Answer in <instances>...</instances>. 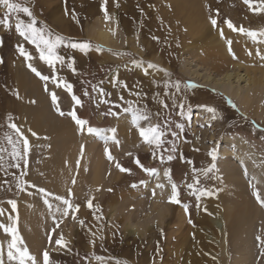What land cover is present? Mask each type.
I'll use <instances>...</instances> for the list:
<instances>
[{
  "label": "rangeland",
  "instance_id": "374dc122",
  "mask_svg": "<svg viewBox=\"0 0 264 264\" xmlns=\"http://www.w3.org/2000/svg\"><path fill=\"white\" fill-rule=\"evenodd\" d=\"M174 1L107 0L106 8L112 19L106 22L101 10L104 0H14L30 7L37 27H44L53 36L64 38L57 52L65 62L56 65L57 76L73 86L72 94L80 99L81 105H76L65 88L56 87L51 80L48 92H45L44 82L29 70L17 52V45L23 44L25 50L32 54L34 59L29 62L43 75L51 76L52 70L40 61L35 47L15 32V17L11 20L10 30L0 25V40L3 41L0 45V58L3 59L0 63V148H7L10 152L11 146L5 137L10 135L16 139L8 127L9 123H15L30 144L27 169L23 168L22 162L21 168L8 167L13 163L10 155L8 152L0 153L4 156V167L0 168V210L4 215L0 216V223H11L9 216L15 218L18 213L23 247L29 250L37 264H43L44 251L49 252L51 264H228L235 237L226 233L225 228L230 221L226 219L225 209L230 208L237 213L242 211L249 216L254 205L243 202L248 197L264 213V208L253 196V191L258 190L264 197V173L254 165L247 169L241 161L232 158L233 154L240 153V147L237 146L236 150L234 144L244 142L258 155L264 169V118L259 120L249 116L222 93L198 80H191L183 73L181 55L186 53L184 58L188 59L191 57L189 52L194 49L202 55L204 42L192 33L187 13L177 11ZM204 6L211 28L209 15L217 20L213 29L218 32L226 52L230 53L227 41H231L233 53L235 46L241 43L243 50L252 52L254 57L250 64H243L264 70V60L255 55L257 49L264 53V44H254L251 38L229 29L226 23L230 21L236 28L246 30H264V12H254L244 0H205ZM0 18H3V10H0ZM21 18L28 20L23 14ZM98 20L106 28L119 27L125 43L118 48H108L92 38L91 30L98 25ZM70 42H87L91 48L84 54L68 47ZM72 58L75 73L67 66ZM133 61L142 62V66H136ZM149 63L165 69L169 75L155 69H149V75H145L144 69ZM176 82L181 84L179 92L171 86ZM189 83L196 87L189 88ZM101 89L103 95L100 94ZM51 92L57 95L64 116H60L52 106ZM14 93H18L20 98L17 99ZM33 100L36 103H31ZM162 101L168 105L167 108L162 106ZM128 102L147 111L152 123L163 126L170 122L164 143L155 152L141 143L132 126L131 115L123 111ZM181 103L184 105L183 115L176 107ZM208 108L215 109V113L209 112ZM109 109L119 115L108 114ZM261 109L264 114V100ZM73 110L78 118L87 121L84 134L78 132L76 124L67 115ZM9 115L12 116L11 121L8 120ZM177 124L183 125L182 132ZM88 126L104 130L115 128L119 147L111 142L105 145L103 137L87 134ZM32 132L37 135L33 136ZM172 133L179 135L173 136ZM227 139L235 143L227 145ZM106 146L114 157L113 162L105 155ZM213 149L216 151V167L212 173L204 175L201 170L213 163L208 155ZM226 150H230L227 159H222L221 155ZM169 155L174 157L170 162L167 159ZM137 159L144 168L156 169L159 176L147 175L136 164ZM99 161H103L102 166H98ZM224 161L238 166L239 177L246 187L236 188L231 173L225 170ZM47 162L53 163L56 169L54 176H49L46 167L42 166ZM116 162L130 169V173L120 172L115 167ZM165 169L171 170L172 181L178 186L180 204L168 202L171 185L164 177ZM24 171L27 174L23 180L27 183L21 185L24 190L20 191L17 177ZM197 177L200 183L189 189L187 185L194 184ZM157 183L165 185L163 191L156 188ZM199 188L210 190L214 195L201 196L197 200L199 193L196 189ZM40 189L50 195L45 197ZM69 189L71 197L68 196ZM230 193L237 196L236 199L228 200ZM167 194L165 200L164 195ZM56 196L70 199L74 206L79 205L78 211L67 217L55 212L57 206L64 207L54 199ZM32 197L37 200H33L31 207L44 216L41 222L40 217L37 218L41 226L37 245L25 236L26 221L22 217ZM156 198L167 205L169 211L163 217L150 219L147 226L143 225L145 210ZM44 199L52 203V210L45 205ZM89 199L93 202L91 209L87 206ZM10 200L17 203L16 213L8 204ZM96 206H99L98 211ZM73 214L75 219H72ZM80 221L84 222L83 225ZM57 222L59 227H56ZM256 224L253 254L244 253L241 264H264L255 239L257 235L264 237V219ZM61 235L68 242L63 249L55 245V240ZM9 240L0 230L4 264H15L7 260ZM92 240H95L94 246Z\"/></svg>",
  "mask_w": 264,
  "mask_h": 264
},
{
  "label": "snow or ice",
  "instance_id": "6c2138e0",
  "mask_svg": "<svg viewBox=\"0 0 264 264\" xmlns=\"http://www.w3.org/2000/svg\"><path fill=\"white\" fill-rule=\"evenodd\" d=\"M244 3L248 5V7L253 10L254 12H264V0H244ZM107 0H104V2L101 4V10L104 12V18L105 21H109L112 19L107 11L106 8ZM119 5H117L118 7ZM207 7V5H206ZM0 10H3V18H0V25H3L6 29H11V20L13 17H15V32L24 40L27 41L29 44L33 45L36 49V52L39 53V59L44 64H46L51 70L52 75H43L36 67L33 66L32 63L29 61L33 60L34 57L31 53L27 52L23 46V44L17 45V52L21 57L24 58L27 67L29 70L38 77L41 81L44 82V90L45 92H48V82L51 80L53 84H55L56 87L63 86L65 90L71 95L72 100L76 105H81V101L78 97H76L74 94H72V85L65 83L61 78L57 76L56 71V65L60 64L63 65L65 62V58L58 54L57 49L64 43V38L61 36H53V34L48 31L44 27H37V21L35 17L33 16V13L30 9V7L26 6L23 3L14 2V0H0ZM209 11H211L209 9ZM21 14L23 16H26L28 18L27 21L21 18ZM67 14V10H66ZM73 19H75V14L73 13ZM209 21L213 28L217 26V20L215 18H212L211 15H209ZM229 29H231L233 32H239L243 35H246L247 37L251 38L252 42L254 44H264V30L260 31H254V30H246L243 27L236 28L230 21L226 22ZM113 34H115L113 32ZM220 36L223 39L224 33L223 30L220 31ZM3 41L0 40V45H2ZM229 44V52L231 53V41H227ZM68 47H71L72 49H78L81 53L87 54V52L90 50L91 45L87 42L78 43V42H70ZM100 49L97 48V51ZM252 52H248V55H252ZM255 55L258 56L261 60H264V53L261 52L260 49H257L255 52ZM233 58L235 56L233 55ZM0 63H3V59L0 58ZM133 63L136 66H142V62L133 61ZM74 64V58H72L71 62L68 63V67L73 71V73L76 72V69L73 67ZM149 69H155L158 72H163L165 76H168L169 73L162 68H158L157 65L149 63L147 67L144 69V74L149 75ZM176 89L177 92L181 89L180 82H176L175 84L171 85ZM189 88L196 87V85L189 83L187 85ZM95 90V86H94ZM19 99V94L14 93ZM51 97L52 106L55 108L57 113L60 116H64L65 113L61 111L59 104H58V97L55 94V92L49 93ZM100 94L103 95V90H100ZM85 95H88L87 92H85ZM123 99V97H121ZM31 103H36L35 100L31 101ZM162 106L164 108H167L168 105L161 102ZM176 107L180 110L179 114L183 115V109L184 105L181 103L179 105H176ZM211 113H215V109L208 108L207 109ZM124 112L129 113L131 115V121L132 126L135 128V130L139 134V138L141 143L144 145L149 146L153 149L155 152V149L160 148L164 143V136L169 131V124L170 122H165L163 126H161L160 123H152V117L149 115L147 111L142 110L139 106H133L131 102H128V107L123 109ZM112 116H118V112H113L111 109H109V113ZM67 115H69L74 121V123L77 126V130L80 134L85 133V126L87 125V121L78 118L77 113L75 110L69 112ZM215 119V116H213ZM8 120H12V116H8ZM8 127L15 133L16 139H13L12 136H6L5 139L7 140V143L9 146H11V151L8 152L7 148H0V153L8 152L10 155L13 163H10L8 167H14V168H21V162L23 163V168L27 169L28 167V160L27 156L30 151V144L27 137L24 136V134L21 132L20 128L15 123H9ZM176 127L180 129V131H183V125L177 124ZM86 132L89 135L97 136V137H103L105 145H107L109 142L115 144L117 147H119V140L116 139V132L117 130L115 128H111L108 130L99 129L95 127L88 126L86 128ZM33 136H36L37 134L35 132H32ZM173 136H178L179 133H172ZM174 150V149H173ZM84 148L81 146V155H83ZM105 155L107 159L110 162L114 161V157L111 155L110 149L106 146L105 149ZM128 155H131L129 153ZM208 155L211 157L213 163L212 165L204 170H201L204 175H207L208 173H212L215 169V160H216V151L213 149L211 152L208 153ZM168 161L174 159L172 155H169L167 157ZM136 164L142 168V170L149 176H159V172L156 169H149L144 168L143 165L140 164L139 159H137ZM161 162H163V157H161ZM189 164H191V161H188ZM77 164H79V161H77ZM4 167V156L0 154V168ZM115 167L122 173H130V169H126L121 166L119 162L115 163ZM193 172L195 174L196 169H193ZM246 173V170H245ZM27 173L26 171L21 172L20 177H17V188L20 191H23L24 188L21 186L23 184H26L27 181L23 180V176H25ZM164 177L167 179L168 183L171 185V192L168 198V202L171 204H180L181 201L179 199V189L178 186L172 181L171 177V170L165 169L164 170ZM73 184H75V180L72 181ZM143 183V182H142ZM200 183L199 178L197 177L194 181V184H188L187 187L189 189H193L195 185H198ZM35 187L34 185H32ZM133 187H136V185H133ZM165 185L162 183H157L156 188H159L163 191ZM99 191V189H97ZM45 197L50 195L49 193L45 192V190L40 189L39 190ZM110 191V189H109ZM196 192L199 194L196 195L197 200L200 199L201 196H212L214 193L210 190L199 188L196 189ZM196 194V193H192ZM156 195L155 189L153 190V196ZM68 196H72L71 189L68 190ZM253 196L256 199V202L259 204L261 208H264V197L261 196L260 192L258 190L253 191ZM55 200L60 201V203L64 206L63 209L61 207L57 206L55 208V212L61 213L63 217H67L70 213H74V211H78L79 205H73L70 199H67L65 197L56 196L54 197ZM94 199V197L92 198ZM92 199H89L87 202V206L91 209L93 208V202ZM45 205L49 208V210L53 209L52 203L49 202L48 199H44ZM8 204L11 207V210L13 213L17 212V203L15 200L8 201ZM185 210L187 211V206L185 205ZM97 211L99 210V206H96ZM4 215V212L0 210V216ZM75 214L72 215V219H75ZM97 220L100 219V217H95ZM18 213L15 218L12 216H9V220L11 223L9 224H3L0 223V230H3L6 237H9L10 240L7 244V260L9 262H15V264H37L35 258L30 254L29 250L26 247H23V239L19 235V229H18ZM55 220V217H54ZM62 222V221H61ZM83 221H80V224L83 225ZM189 223H191V220H189ZM56 227H59V222L56 223ZM55 231V229H53ZM102 239V237H101ZM256 241L258 244V247L260 249L259 255L260 257H264V237L261 235L256 236ZM49 240L51 241V236L49 237ZM92 245H95V240L91 241ZM68 242L65 241L63 235L60 236L59 239L55 240V245L60 248H66ZM4 249L2 246H0V264H4ZM97 259H100V257H97ZM43 264H51L50 256L48 251L43 252Z\"/></svg>",
  "mask_w": 264,
  "mask_h": 264
},
{
  "label": "bare ground",
  "instance_id": "6f19581e",
  "mask_svg": "<svg viewBox=\"0 0 264 264\" xmlns=\"http://www.w3.org/2000/svg\"><path fill=\"white\" fill-rule=\"evenodd\" d=\"M204 1L205 0L174 1L177 11L179 10V12L187 13L188 25L192 33L199 36V39L204 42L201 51L202 55H200L199 51L196 49L189 52L191 57L188 59L184 58L186 53L181 55L180 61L181 67L184 71L183 73L191 80H198L207 87L222 93L237 104L239 109L249 116H254L259 120H262L264 118L261 109L264 100V70L246 65L248 63L250 64L254 57L248 55L247 50H243L241 43L238 46H235L236 51H234V53L232 51V56H230V53L229 55L226 52V49L223 48L220 42L218 32H215L208 23ZM113 25H115V23ZM113 32L115 34H113ZM90 35L103 46L108 48H118L125 43L122 38L123 35L120 34L119 27L115 25L113 29L106 28L103 26L101 20H98V25L91 30ZM233 55L235 58H233ZM243 63L246 64L244 65ZM188 66L190 68H187ZM41 105L44 108L45 104H43V102ZM230 143L235 142L227 139L226 144L228 145ZM237 146L240 147V153L239 155L237 153L233 154L232 158L241 161V163L245 164L247 169L254 165L261 169L260 172L264 173V169L261 168L262 164L258 161L259 157L256 155L255 151L244 142L237 141L234 144L236 150ZM229 152L230 150L224 151L221 155L222 159H227L226 156ZM223 164L226 166L225 170L231 173L235 185L237 186L236 188L239 189L244 187L245 185L242 182L243 179L239 177L238 166L235 163L232 164L230 161H224ZM102 165L103 161H99L98 166ZM42 166L46 167L45 169H47V174L49 176L55 175L56 169L53 168L52 162H47ZM167 196L168 194L164 195L165 200L167 199ZM227 197L229 198L227 199L231 201L232 198L237 196L230 193ZM239 197L240 196H238V200H240ZM243 197L246 198L247 196L243 195ZM247 199L248 200L243 202H247L249 205H254L252 207L253 212L249 216L242 211L239 213L232 211L230 208H226L224 211L226 219L230 221L229 226L225 228L226 233H228L230 237H235L236 239H234L233 242V252L229 257L230 262L228 264H241L243 262L244 253H248V255L252 256L253 240L257 227L256 222L260 223L262 219H264V213L259 207L256 206L254 202L250 201L248 197ZM33 200H37V198H31L29 206L23 210L22 217L26 221V225L24 226L25 236L32 244L36 243L37 245V236L41 233V226L37 223V218L40 217L39 221L41 222L44 220V216L42 217L39 211H36L31 207L32 203L34 204ZM143 204L146 205L147 203ZM148 210H145L146 218L142 220L143 225L146 226L150 219L156 216L160 217L168 212L169 207H167V205L165 206L158 200V198H156L151 202Z\"/></svg>",
  "mask_w": 264,
  "mask_h": 264
}]
</instances>
